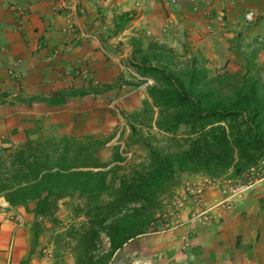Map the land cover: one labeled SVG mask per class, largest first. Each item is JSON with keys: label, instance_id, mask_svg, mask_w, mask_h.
Returning a JSON list of instances; mask_svg holds the SVG:
<instances>
[{"label": "crops", "instance_id": "obj_1", "mask_svg": "<svg viewBox=\"0 0 264 264\" xmlns=\"http://www.w3.org/2000/svg\"><path fill=\"white\" fill-rule=\"evenodd\" d=\"M122 14L131 18L116 32L114 22ZM178 30L192 36L188 45L204 58L209 74L244 67L248 52L252 61L261 63L258 71L264 68V0H0L3 144L15 146L35 132L95 134L104 123L100 96L109 100L118 87L66 96L56 105L17 97H45L91 84L101 88L123 74L134 77L128 69L130 51L111 53L118 48L112 40L123 41L120 36L129 32L171 45L176 40L169 35ZM32 207V202L0 205V264H18L28 254L25 231ZM15 212L18 215L9 218L7 213ZM219 214L207 227L197 226L186 250L192 257L189 264H264V177Z\"/></svg>", "mask_w": 264, "mask_h": 264}, {"label": "trees", "instance_id": "obj_2", "mask_svg": "<svg viewBox=\"0 0 264 264\" xmlns=\"http://www.w3.org/2000/svg\"><path fill=\"white\" fill-rule=\"evenodd\" d=\"M127 18L120 15L114 27L119 30ZM136 40L129 66L141 78L154 76L145 88L156 108L155 119L145 107L126 115L131 119L126 148L131 142L138 143L144 152L140 160L124 158L116 144L110 146L109 159H101L99 149L113 135L47 133L0 147V196L7 204L33 202L34 217L48 218L49 223L58 221L55 216L61 204L72 220L79 214L86 217L83 231L70 227L65 233L75 242L71 248L74 264H103L127 240L142 234L174 173L201 171L212 177L228 167L239 172L264 148V83L252 72L255 65H249L253 62L250 52L244 59L247 71L212 75L203 65H195L199 57L191 55L180 61L161 43L148 39L141 47L140 38ZM169 68L188 71L191 77L178 82L177 77H167ZM194 71L203 77H194ZM201 80L205 86L199 88ZM115 85L69 87L45 97L17 98L56 105L66 96L96 94ZM149 120L159 131L169 133L165 139L170 147L154 144V135L143 130ZM39 229L36 224L31 228L34 235ZM98 231L106 234L109 243L105 254L95 257L92 252Z\"/></svg>", "mask_w": 264, "mask_h": 264}, {"label": "rangeland", "instance_id": "obj_3", "mask_svg": "<svg viewBox=\"0 0 264 264\" xmlns=\"http://www.w3.org/2000/svg\"><path fill=\"white\" fill-rule=\"evenodd\" d=\"M127 17L124 24H119L120 29L116 30V32H121L124 29V26L131 18V16L128 15ZM113 29H116V26ZM171 29H173V27H171ZM172 33L173 35L171 34L169 36H171V39L176 40L177 43L174 42L171 45L166 43L168 46L161 43V45L165 47V50L171 51L172 54L178 56L177 59L180 61H185V59H189L191 55H194L195 57H199L195 65L198 67L203 65L204 58L198 52L193 53L191 50L192 46L190 47L188 45V43H191L192 36H190L188 32L184 34L179 30L177 32L173 31ZM106 36L108 37V35ZM111 36L112 35L109 34V37ZM128 36L129 32H125L120 36L123 38V41L113 39L111 43L117 44L118 48L115 51H111V53L118 52V54H122L123 51H126V53H128V51L131 52V47H133V45L138 46L136 40L138 37L141 40V47H144V45L146 46L148 41L144 36L140 37L138 34L136 36ZM251 64L255 65L254 68H251L252 72H257L260 80L264 83V68L261 67V70L258 71L259 67L257 66H260L261 63L259 61H253L249 63V65ZM229 66L232 67V65ZM128 69L132 70L135 76L141 77L136 74L135 70L130 66ZM189 71L191 72V70ZM223 71L225 70L221 69V72ZM234 71L243 73L247 70L244 66ZM196 73L197 72L194 71V77H203ZM212 75H214V70H212ZM123 76L124 77H118V80L114 82L116 83L114 87H118V91L111 95L109 100H107V96H100L101 99H104L105 104L104 113L102 117L100 116L104 123L102 129L95 134L101 137H112L113 135V139L111 138V140L106 142L104 146L99 149V154L103 160L109 159V149L112 144L119 145L118 149L121 150V154L124 158H130L131 161L140 160L144 152L140 149L138 143L131 142L126 148V139L129 135L128 125L131 121L126 115L133 111H139L145 107L150 113L153 112L152 118L155 119L156 117V108L151 105V101L146 93V86L142 84L144 80L137 77H127L124 74ZM151 77L154 76L149 75L150 79H152ZM167 77H177L178 82H180V79L182 81L183 77L191 76H189L188 71L185 72L182 70L176 72L169 68L167 69ZM129 81H132V84L128 83ZM200 83L198 84L199 88L201 85L205 86L202 80ZM184 87L187 88L185 85ZM85 111H88V109ZM101 118H97L98 122ZM109 118L113 119L109 121ZM90 121H94L92 125L96 124L95 119ZM149 122L148 128L143 130L154 135V144L159 143L161 146L170 147V142H167L165 139L169 133L159 131L154 126V123H151L150 120ZM44 134L47 133L35 132L33 136H27L34 138ZM175 136L178 137L179 134ZM3 143L5 142L0 136V147L5 146ZM124 144L125 146H123ZM255 154L257 155L256 159L239 172H233V168L228 167L223 172L217 174V176L212 177L201 171H179L174 173L172 183L169 185L168 189L159 195L158 202L160 207L158 210H153L154 214L149 220L144 232L127 240V242L116 249L109 258L104 259L103 264H189L192 257L190 258V256L186 254V250L189 248V245L193 243L192 237L197 232V226L207 227L213 221H217L221 215L219 212L225 209L228 210L229 206L236 201V198L243 195L245 190L233 195L236 187V180L241 173L244 174L248 167L254 165L258 159L264 156V148H262L260 154L259 152H255ZM233 158L235 160L236 157ZM0 205L3 207L7 205L2 196H0ZM132 205L137 206L138 204L133 203ZM16 212L18 213V211ZM16 212L7 214L9 218H11L10 216L15 218L16 215H18ZM67 214V209L64 208L62 204L58 207L55 216L58 221L49 223L48 218H35L32 213L27 231H25L27 242L26 253L28 254L24 255V257L19 260L18 264H74V252L71 248L74 246L75 242L70 235L65 233L70 227L75 230L83 231L87 224H85L86 217L83 214H79L74 220L67 217ZM14 222L17 223L16 219ZM33 224L40 227L35 235V231L31 230ZM57 235H60V237H57ZM106 238L104 232L98 231V236L95 240V246L92 252L95 257L102 256L108 249V240H106Z\"/></svg>", "mask_w": 264, "mask_h": 264}, {"label": "built area", "instance_id": "obj_4", "mask_svg": "<svg viewBox=\"0 0 264 264\" xmlns=\"http://www.w3.org/2000/svg\"><path fill=\"white\" fill-rule=\"evenodd\" d=\"M147 80L146 83H150ZM264 177V156L256 161V163L247 168V170L240 174L236 180V187L234 194L244 191L251 183L263 179ZM107 240V238H106Z\"/></svg>", "mask_w": 264, "mask_h": 264}, {"label": "clouds", "instance_id": "obj_5", "mask_svg": "<svg viewBox=\"0 0 264 264\" xmlns=\"http://www.w3.org/2000/svg\"><path fill=\"white\" fill-rule=\"evenodd\" d=\"M245 17L250 18L248 15H245ZM129 70H130V69H129ZM131 71H132V70H131ZM131 75L134 76V77H137V75L135 76V74L133 73V71H132V74H131ZM137 78L143 79L144 81H143L142 84H144L145 86L148 85V84H152V83H153L152 79H150L149 77H147V78L137 77ZM147 80H150L151 82H150V83H146ZM91 85H92V84H91ZM92 86H94V85H92ZM116 135H117V133H116ZM115 137H116V136H115ZM112 139H113V138H112ZM107 240H108V239H107ZM108 243H109V242H108Z\"/></svg>", "mask_w": 264, "mask_h": 264}]
</instances>
